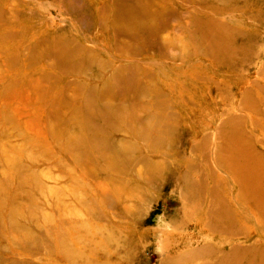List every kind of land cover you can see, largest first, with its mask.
<instances>
[{
    "label": "rangeland",
    "instance_id": "rangeland-1",
    "mask_svg": "<svg viewBox=\"0 0 264 264\" xmlns=\"http://www.w3.org/2000/svg\"><path fill=\"white\" fill-rule=\"evenodd\" d=\"M249 103L264 0H0V264H264Z\"/></svg>",
    "mask_w": 264,
    "mask_h": 264
},
{
    "label": "bare ground",
    "instance_id": "bare-ground-1",
    "mask_svg": "<svg viewBox=\"0 0 264 264\" xmlns=\"http://www.w3.org/2000/svg\"><path fill=\"white\" fill-rule=\"evenodd\" d=\"M244 91H242L240 94H243ZM256 103V102H254ZM247 104L246 111H249L248 114H250L251 120L255 119L264 124V113L261 112L256 106V104ZM243 104V103H242ZM220 151L217 154V159H219L218 155H221V157H225V160L229 161V164L233 167L234 172L237 173V177L235 176V180L239 183V185L242 187L244 194L246 193V197L248 198V201L251 199L253 202L257 205V211L260 214H256L259 217H262L264 215V154H260L252 149V147L241 140L240 138H228L225 143L219 147ZM225 151V152H224ZM217 152V151H216ZM216 160V157H215ZM12 161V159H10ZM196 185V184H195ZM199 190V189H198ZM196 190V191H198ZM201 191V190H200ZM205 212V211H204ZM211 211H206L205 217H202L200 220V228L204 227L207 228L209 231H212L218 234L225 233L224 231L232 230V223L230 225H224V226H218L215 230L209 226L208 219L209 217L212 218L214 214L222 216L225 215L222 212L221 213H210ZM208 218V219H207ZM222 222H224V219L219 218ZM231 222V221H230ZM208 223V226H207ZM227 231V232H228ZM209 244V243H208ZM208 244H205L206 250L210 248ZM205 247H202V250L205 249ZM214 248V246H212ZM189 253V252H185ZM184 253V254H185ZM178 257H181L182 255H177ZM172 260V259H171ZM168 260V261H171ZM200 264H207V263H200Z\"/></svg>",
    "mask_w": 264,
    "mask_h": 264
}]
</instances>
